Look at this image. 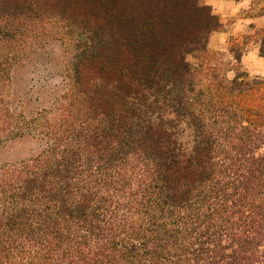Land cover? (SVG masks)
<instances>
[{
	"label": "trees",
	"instance_id": "trees-1",
	"mask_svg": "<svg viewBox=\"0 0 264 264\" xmlns=\"http://www.w3.org/2000/svg\"><path fill=\"white\" fill-rule=\"evenodd\" d=\"M220 26L199 0H0V148L42 144L0 166V264H264V78L211 63ZM45 37L67 83L26 115L11 73Z\"/></svg>",
	"mask_w": 264,
	"mask_h": 264
},
{
	"label": "rangeland",
	"instance_id": "rangeland-1",
	"mask_svg": "<svg viewBox=\"0 0 264 264\" xmlns=\"http://www.w3.org/2000/svg\"><path fill=\"white\" fill-rule=\"evenodd\" d=\"M264 11V0H258L254 13ZM263 29L251 30L249 34L233 37L226 51H211V63L220 66L228 79L234 77L237 68L236 53L253 52L242 63V68L251 78H264ZM66 46L54 37H45L35 42L32 49L12 69V105L26 115L36 113L43 107L51 106L67 83ZM220 54H219V53ZM202 54H189L187 61L197 67L204 60ZM42 150L39 140L25 137L11 141L0 148V166L25 160L38 155Z\"/></svg>",
	"mask_w": 264,
	"mask_h": 264
},
{
	"label": "crops",
	"instance_id": "crops-1",
	"mask_svg": "<svg viewBox=\"0 0 264 264\" xmlns=\"http://www.w3.org/2000/svg\"><path fill=\"white\" fill-rule=\"evenodd\" d=\"M258 0H199V3L211 8L219 22L220 28L213 32L208 39L210 51H226L229 40L249 34L251 30L264 28V11L254 13ZM253 52H247L242 56V63Z\"/></svg>",
	"mask_w": 264,
	"mask_h": 264
}]
</instances>
